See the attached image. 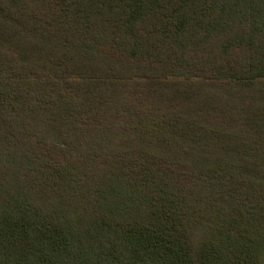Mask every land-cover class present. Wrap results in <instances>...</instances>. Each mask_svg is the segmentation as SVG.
Here are the masks:
<instances>
[{
    "label": "trees",
    "instance_id": "16d2710c",
    "mask_svg": "<svg viewBox=\"0 0 264 264\" xmlns=\"http://www.w3.org/2000/svg\"><path fill=\"white\" fill-rule=\"evenodd\" d=\"M0 264H264V0H0Z\"/></svg>",
    "mask_w": 264,
    "mask_h": 264
}]
</instances>
